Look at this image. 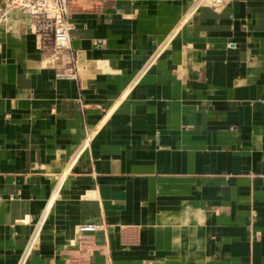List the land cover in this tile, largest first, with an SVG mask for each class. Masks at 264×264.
<instances>
[{
	"label": "crops",
	"instance_id": "crops-1",
	"mask_svg": "<svg viewBox=\"0 0 264 264\" xmlns=\"http://www.w3.org/2000/svg\"><path fill=\"white\" fill-rule=\"evenodd\" d=\"M7 1L0 264H264V0L72 2L71 61Z\"/></svg>",
	"mask_w": 264,
	"mask_h": 264
},
{
	"label": "built area",
	"instance_id": "built-area-1",
	"mask_svg": "<svg viewBox=\"0 0 264 264\" xmlns=\"http://www.w3.org/2000/svg\"><path fill=\"white\" fill-rule=\"evenodd\" d=\"M88 0H8L5 5L15 6L27 14L35 23L36 32L41 42L49 44L51 54L55 57L65 55L70 61L72 53L69 45V30L72 28L69 21L68 9L72 2H87ZM206 3L219 4L220 0H193L192 6ZM2 14V12H1ZM58 78H74V71L70 68L56 73ZM91 137L88 132L82 141L85 146ZM41 220L37 222L28 240L30 246L35 238ZM96 223H80L75 226L76 233L93 232L99 229ZM147 264H153L148 262Z\"/></svg>",
	"mask_w": 264,
	"mask_h": 264
}]
</instances>
